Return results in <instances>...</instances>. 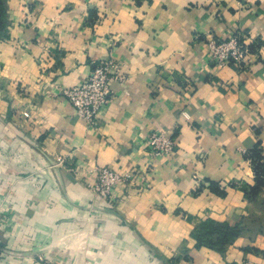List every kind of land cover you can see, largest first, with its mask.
<instances>
[{
    "label": "crops",
    "instance_id": "crops-1",
    "mask_svg": "<svg viewBox=\"0 0 264 264\" xmlns=\"http://www.w3.org/2000/svg\"><path fill=\"white\" fill-rule=\"evenodd\" d=\"M7 4L0 264H41L39 253L69 264H264V186L244 189L257 183L255 150L264 168V0ZM236 31L261 39L258 54L243 69L218 66L208 40ZM108 59L129 77L89 124L63 90ZM152 132L175 149L152 154ZM105 166L149 168V185H119L108 203L93 190ZM207 220L212 245L195 234ZM64 236L87 245L70 251Z\"/></svg>",
    "mask_w": 264,
    "mask_h": 264
},
{
    "label": "built area",
    "instance_id": "built-area-1",
    "mask_svg": "<svg viewBox=\"0 0 264 264\" xmlns=\"http://www.w3.org/2000/svg\"><path fill=\"white\" fill-rule=\"evenodd\" d=\"M257 37H251L236 31L228 38H210L207 42L209 58L218 66H236L245 68L251 61V57L258 54L261 45L253 51V45L259 43ZM128 74L124 71L120 62L108 59L95 63L92 72L80 83L63 90L67 100L72 103L80 118L89 124H95L103 106L113 98L112 84L125 83ZM30 117L29 111L23 112ZM147 144L152 154L164 155L172 152L176 147L173 136L164 133L152 132L147 138ZM65 159L58 157L55 166L64 164ZM97 181L93 190L99 198L108 203H114V190L119 185H127L139 182L141 188L149 185V168L140 171L134 168L128 172H121L110 166L96 168ZM245 264H253L251 261Z\"/></svg>",
    "mask_w": 264,
    "mask_h": 264
},
{
    "label": "trees",
    "instance_id": "trees-1",
    "mask_svg": "<svg viewBox=\"0 0 264 264\" xmlns=\"http://www.w3.org/2000/svg\"><path fill=\"white\" fill-rule=\"evenodd\" d=\"M8 4H7V0H0V42L3 40V37L6 35V31H7V27H8ZM3 31V33H2ZM260 45H262V41L261 39H259V43H255L253 45V51L256 50ZM254 157H258V159H256V163H255V172H256V179H257V183L254 186H246L244 185V189H245V193L249 196V197H253L254 195H256L260 189V187L264 186V180L259 178V174L261 172H264V168L263 165L260 163L259 158H261V155L259 153V151L255 150L254 154H252ZM214 222L212 220H207L205 222H203L200 226L198 231L195 233L197 238L200 239V241H202V243L205 244H213L212 240H210L209 236L214 230H215V226L213 224ZM228 235H230L229 237H231V235L234 234L233 230L228 229L226 232ZM207 235V236H206Z\"/></svg>",
    "mask_w": 264,
    "mask_h": 264
},
{
    "label": "rangeland",
    "instance_id": "rangeland-1",
    "mask_svg": "<svg viewBox=\"0 0 264 264\" xmlns=\"http://www.w3.org/2000/svg\"><path fill=\"white\" fill-rule=\"evenodd\" d=\"M3 33V31H2ZM96 211V207H91L90 213H94ZM4 221V210L0 207V226ZM63 240V241H62ZM63 248H67L70 251H75L78 249L80 245H87L86 241H82L81 236H64L62 238ZM85 243V244H84ZM86 247V246H85ZM1 251V250H0ZM36 258L40 261L41 264H69L67 261L60 262L57 258H51L45 254H37Z\"/></svg>",
    "mask_w": 264,
    "mask_h": 264
}]
</instances>
